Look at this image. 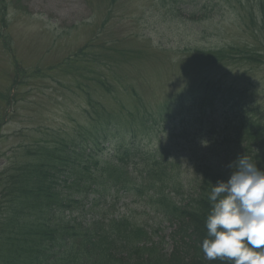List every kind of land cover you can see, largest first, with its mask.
<instances>
[{"label": "trees", "instance_id": "1", "mask_svg": "<svg viewBox=\"0 0 264 264\" xmlns=\"http://www.w3.org/2000/svg\"><path fill=\"white\" fill-rule=\"evenodd\" d=\"M191 1H196L187 10L191 17L207 14L209 4H229L255 30L264 29V0ZM262 44L261 49L228 46L217 58L236 48L238 55L244 50L246 57L264 65ZM128 91L133 104L121 93L114 107L88 92L86 114L93 134L88 127L85 133L10 148L6 162H0V264H214L201 247L211 209L208 195L218 181L230 178L240 157L248 156L264 170V108L249 100L245 90L230 89L222 100L233 106L234 124L223 133L224 127L217 126L221 90L215 84L187 85L156 107L147 105L135 86ZM12 96L10 91L0 96V160ZM209 115L211 134L192 126L191 120ZM39 128L35 133L45 136ZM88 133L91 138L85 139ZM217 135L221 138L206 148V157L194 160L193 172L176 155L180 136H210L203 140L211 143ZM110 140L116 147L107 157L103 147ZM87 197L94 202L143 198L160 222L142 224L129 212L82 221L77 210ZM167 222L175 228L170 231L173 239L153 233Z\"/></svg>", "mask_w": 264, "mask_h": 264}, {"label": "rangeland", "instance_id": "2", "mask_svg": "<svg viewBox=\"0 0 264 264\" xmlns=\"http://www.w3.org/2000/svg\"><path fill=\"white\" fill-rule=\"evenodd\" d=\"M195 2L0 0V96L4 98L9 91L13 95L4 118L1 164L13 146L51 140L60 134L85 133L88 127L89 133H95L86 114L89 91L114 107L121 93L126 103L133 104L128 90L135 86L145 103L156 107L171 92L187 85L215 84L222 93L216 103L221 113L217 126L224 127L220 128L223 133H229L234 124L233 106L222 100L225 95L224 101L228 99L230 89L245 90L249 100L264 108V65L246 57V51L240 49L238 55L236 50L261 49L263 26L255 30L229 4L208 3L207 14L191 17ZM6 39L11 42L13 54ZM232 45L236 48L227 49L224 58H217L220 49ZM210 117L191 120V124L210 133ZM38 127L46 131L45 136L35 133ZM209 138L178 137L176 152L180 154L176 155L191 172L194 160L206 157V148L221 136L211 143L203 140ZM115 147L113 140L107 141L105 155L113 156ZM89 197L77 210L82 221L129 212L142 224L154 226L160 222L143 198L103 197L94 202ZM173 229L167 222L153 228V233L173 239ZM224 263L231 264L219 257L214 261Z\"/></svg>", "mask_w": 264, "mask_h": 264}, {"label": "clouds", "instance_id": "3", "mask_svg": "<svg viewBox=\"0 0 264 264\" xmlns=\"http://www.w3.org/2000/svg\"><path fill=\"white\" fill-rule=\"evenodd\" d=\"M232 167L230 178L218 181L208 195L202 251L210 260L264 264V170L246 155Z\"/></svg>", "mask_w": 264, "mask_h": 264}]
</instances>
